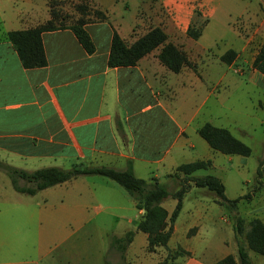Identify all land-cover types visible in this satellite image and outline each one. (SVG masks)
Listing matches in <instances>:
<instances>
[{"label":"crops","instance_id":"crops-1","mask_svg":"<svg viewBox=\"0 0 264 264\" xmlns=\"http://www.w3.org/2000/svg\"><path fill=\"white\" fill-rule=\"evenodd\" d=\"M133 2L126 0L116 9L102 6L99 11L105 18L88 20L85 28L95 44L94 53H86L67 28L45 31L46 65L24 68L6 34L50 19L48 1L0 0V161L28 172L60 167L57 163L66 158L118 170L130 162L137 177L159 180L169 188L175 178L168 174L179 164L211 160L209 153L191 155L195 141L200 143L193 133L197 135V129L209 122L194 121L224 84L225 74L219 68L225 63L220 56L228 50L236 55L227 67L249 65L250 71L242 75L264 89V75L251 66L264 40V0H157L146 9L138 4L142 6L143 0ZM195 11L207 19L197 39L187 35ZM213 19L227 31L225 36L205 35ZM154 26L197 63L199 76L187 66L178 73L168 70L157 57L159 49L135 66L108 67L113 29L132 43ZM202 87L200 107L188 109ZM256 109L262 112L258 120L263 125L264 95ZM93 176L81 175L31 195L15 190L0 170V264H78L80 250L72 239L82 223L90 222L88 209L95 201L127 225L111 240L135 231L120 253L125 264H130V255L137 260L138 254L130 252L134 237L143 233L136 231L143 210L127 194H120L113 181ZM17 182L30 186L23 179ZM60 186L67 190H50ZM213 204L220 211L215 217L210 215ZM241 205L233 212L244 220L236 233L225 207L215 200L194 203L185 226L180 228L176 218L167 249L154 264H161L169 251L166 264H213L227 255L237 258V243L246 242L248 221L256 217L264 223V202L257 207ZM210 229L215 230L216 240L206 232L203 241V232ZM179 250L185 253L177 254ZM105 255L104 264H110ZM248 255L252 264H264V255L251 249Z\"/></svg>","mask_w":264,"mask_h":264},{"label":"trees","instance_id":"trees-1","mask_svg":"<svg viewBox=\"0 0 264 264\" xmlns=\"http://www.w3.org/2000/svg\"><path fill=\"white\" fill-rule=\"evenodd\" d=\"M79 8L82 11V15L85 16L87 14V6L82 5ZM94 14L99 19L105 18L104 14L99 10L94 11ZM206 21L204 19L202 25L198 27L190 24L187 29V35L193 39H197L201 35ZM87 22V19L81 17L72 24L57 26L54 22L53 12H50V19L46 22L23 30L9 31L6 36L24 68L43 67L47 63L42 42V33L45 31L67 28L72 31L86 53H94L95 44L85 28ZM155 49H159L157 57L160 63L174 73H178L185 66H192L186 52L168 41L166 33L159 26L148 28L143 35L136 38L132 43H127L113 29L107 65L108 67H132L136 65L139 59ZM235 55L236 53L233 50H228L220 56V60L230 65ZM251 66L264 75V40ZM197 133L210 148L217 152L226 155H251V148L233 136L226 128L205 122L197 129ZM211 166L212 162L209 159H198L179 164L172 173L168 174L169 177L175 178L178 181L177 189L170 191L167 185L159 180H145L137 177L130 162L123 170L104 165L87 166L79 162L72 164L69 168L48 166L28 172L0 161V170H3L10 178L14 189L18 192L31 195L42 189L64 183L81 175H100L113 181L122 187L126 191V194L134 200L136 208L143 210V216L136 225V231L147 235V249L152 252L159 248L167 249L168 240L173 232L174 222L182 208L183 197L192 186V183L195 187L206 188L213 192L216 197L215 201L231 213L230 218L233 221L236 233L241 232L244 220L233 212L242 201L240 199L247 198L249 195L245 194L236 199H228L225 196L224 184L219 177L214 174L194 175L196 171L201 169L208 170ZM18 179L25 180L30 186H19ZM168 198L175 201L171 212H168L163 206L164 201ZM134 233L135 231L129 230L122 237L112 238V247L124 253L127 245L131 243ZM245 241L244 244L237 243V258L227 255L213 264H252L248 255V249L264 255V223L259 218H251L248 221L245 231ZM176 253L181 254L185 252L179 250ZM171 254L169 251L161 264H166Z\"/></svg>","mask_w":264,"mask_h":264},{"label":"rangeland","instance_id":"rangeland-1","mask_svg":"<svg viewBox=\"0 0 264 264\" xmlns=\"http://www.w3.org/2000/svg\"><path fill=\"white\" fill-rule=\"evenodd\" d=\"M49 6V13L53 12L55 25H69L77 21V19L84 17L87 20H93L97 17L94 11L99 10L102 6L105 8L110 7L116 9L117 6L123 5L126 0H47ZM157 0H143V4L138 3L140 7L146 9L148 6H155ZM130 4H134L133 0H129ZM136 4V3H135ZM87 6V14L82 15L79 6ZM113 9V10H114ZM127 19L125 17L124 21ZM204 17L195 11L194 17L191 19V25L198 27L204 22ZM207 20V19H206ZM148 27V26H147ZM203 30V29H202ZM226 30L219 26L218 19H213L211 24L206 30V36L219 37L225 36ZM182 49V48H181ZM191 62V61H190ZM192 66H187L199 76L195 70L197 63L191 62ZM244 64V63H243ZM222 66V67H221ZM223 69L225 74L224 84L218 86L215 92V97L212 96L206 105V108L200 109V116L195 119V123H202L203 119H208L210 123L215 126L228 129L233 136L247 144L252 152L250 156L241 155H225L219 152H214L210 149L207 143L197 134L193 133L194 138L199 140L200 143L195 141L196 147L191 155L198 153L200 156L210 154L213 168L210 170H198L194 173L196 176L206 174H214L218 176L224 184L225 196L228 199H236L240 196L248 194L247 198H242L240 203L244 207H257L258 204L264 202V141L262 139L264 133V124H260L259 118L262 117V112L257 110V103L263 99L264 89L251 83L248 79L249 76L242 75L250 71V66L246 65L239 68L238 65L227 67V64L220 65L219 71ZM200 92L195 94L192 99L191 106L188 109H196L200 107L201 101L204 97V88L199 89ZM216 100H215V99ZM192 107V108H191ZM245 131V134L241 133ZM192 157V156H191ZM51 163V162H50ZM53 163V162H52ZM78 163L73 158H66L59 161L57 165L63 168H69L72 164ZM51 165V164H50ZM105 178L100 175L91 177ZM92 179V180H93ZM106 180H109L105 178ZM120 194H126V191L114 183ZM58 185V184H57ZM55 186V185H54ZM178 187L177 179L168 188L170 191L176 190ZM67 190L65 187H55L50 190ZM49 190V191H50ZM60 199V197H59ZM199 200H216L213 192L206 188L195 187L192 183L190 189L185 193L182 201V208L179 212V227L185 226V221L189 217L190 210L194 203ZM100 201H95L88 209L90 222L87 224L82 223L81 230L75 234L72 241L75 247L80 250L78 256V264H104L105 260L110 264H125L124 257H121L120 251L116 250L111 245V237L113 233L120 232L127 227L122 219L116 218L114 215L108 213ZM174 199L168 198L164 201L163 206L166 209L172 210L174 207ZM225 210V209H224ZM227 211V210H225ZM220 214L219 207L212 205L210 215L215 217ZM228 214L231 213L228 211ZM221 222V221H219ZM208 225V222H205ZM212 226H216L211 224ZM205 232V233H204ZM203 241L206 240V232L216 240V232L214 229L204 231ZM180 234V232H179ZM180 241V240H179ZM185 241V237L180 241ZM199 248H201V244ZM143 233H139L134 237L133 247L131 253L138 254L136 260L135 255H130V264H154L156 259L162 258L161 255L166 248L155 249L149 251ZM155 252V253H154ZM145 253V255H144ZM143 255V256H142Z\"/></svg>","mask_w":264,"mask_h":264}]
</instances>
